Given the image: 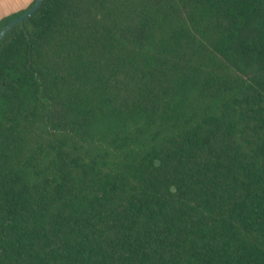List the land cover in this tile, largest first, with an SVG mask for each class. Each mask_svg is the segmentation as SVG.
Instances as JSON below:
<instances>
[{"label": "trees", "instance_id": "1", "mask_svg": "<svg viewBox=\"0 0 264 264\" xmlns=\"http://www.w3.org/2000/svg\"><path fill=\"white\" fill-rule=\"evenodd\" d=\"M0 264H264V0H42L13 25Z\"/></svg>", "mask_w": 264, "mask_h": 264}, {"label": "rangeland", "instance_id": "2", "mask_svg": "<svg viewBox=\"0 0 264 264\" xmlns=\"http://www.w3.org/2000/svg\"><path fill=\"white\" fill-rule=\"evenodd\" d=\"M31 0H0V18L15 13L28 6Z\"/></svg>", "mask_w": 264, "mask_h": 264}, {"label": "water", "instance_id": "3", "mask_svg": "<svg viewBox=\"0 0 264 264\" xmlns=\"http://www.w3.org/2000/svg\"><path fill=\"white\" fill-rule=\"evenodd\" d=\"M42 0H36L35 4L33 5V7L24 15H22L21 17L15 19L14 21L8 23L1 31H0V40L2 39V37L4 36V34L16 23L22 22L25 19H27L29 16H31L36 10L37 8L40 6Z\"/></svg>", "mask_w": 264, "mask_h": 264}]
</instances>
